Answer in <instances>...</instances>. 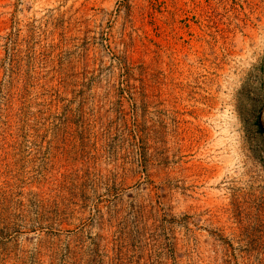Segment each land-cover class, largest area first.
<instances>
[{
    "label": "rangeland",
    "instance_id": "obj_1",
    "mask_svg": "<svg viewBox=\"0 0 264 264\" xmlns=\"http://www.w3.org/2000/svg\"><path fill=\"white\" fill-rule=\"evenodd\" d=\"M264 0H0V264H264Z\"/></svg>",
    "mask_w": 264,
    "mask_h": 264
},
{
    "label": "bare ground",
    "instance_id": "obj_2",
    "mask_svg": "<svg viewBox=\"0 0 264 264\" xmlns=\"http://www.w3.org/2000/svg\"><path fill=\"white\" fill-rule=\"evenodd\" d=\"M263 122H264V117H263Z\"/></svg>",
    "mask_w": 264,
    "mask_h": 264
}]
</instances>
